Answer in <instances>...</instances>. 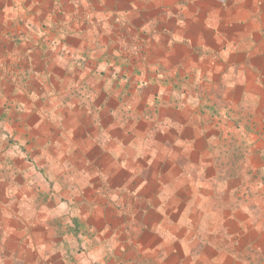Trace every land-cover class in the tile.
<instances>
[{"label":"crops","instance_id":"obj_1","mask_svg":"<svg viewBox=\"0 0 264 264\" xmlns=\"http://www.w3.org/2000/svg\"><path fill=\"white\" fill-rule=\"evenodd\" d=\"M262 218L264 0H0V264H264Z\"/></svg>","mask_w":264,"mask_h":264},{"label":"rangeland","instance_id":"obj_2","mask_svg":"<svg viewBox=\"0 0 264 264\" xmlns=\"http://www.w3.org/2000/svg\"><path fill=\"white\" fill-rule=\"evenodd\" d=\"M259 221H264V218H262L261 220H259Z\"/></svg>","mask_w":264,"mask_h":264},{"label":"trees","instance_id":"obj_3","mask_svg":"<svg viewBox=\"0 0 264 264\" xmlns=\"http://www.w3.org/2000/svg\"><path fill=\"white\" fill-rule=\"evenodd\" d=\"M239 159H240V156H239Z\"/></svg>","mask_w":264,"mask_h":264}]
</instances>
